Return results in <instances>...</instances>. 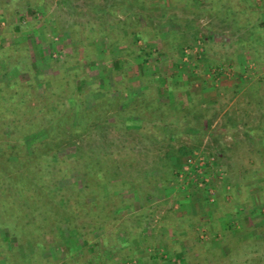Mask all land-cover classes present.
I'll list each match as a JSON object with an SVG mask.
<instances>
[{"label": "rangeland", "instance_id": "obj_1", "mask_svg": "<svg viewBox=\"0 0 264 264\" xmlns=\"http://www.w3.org/2000/svg\"><path fill=\"white\" fill-rule=\"evenodd\" d=\"M246 1L0 0V264H264Z\"/></svg>", "mask_w": 264, "mask_h": 264}, {"label": "trees", "instance_id": "obj_2", "mask_svg": "<svg viewBox=\"0 0 264 264\" xmlns=\"http://www.w3.org/2000/svg\"><path fill=\"white\" fill-rule=\"evenodd\" d=\"M242 3V2H241ZM240 2L238 3V7L240 8V9H242V11H238V9H237V12H239V14L241 15V17H240V20L242 21V23H244V24H246V22L248 23V24H250L249 26H251V27H255V30L257 31V34H259V35H264V21H258L257 19H258V17H257V14L259 13V11H256V9H255V7H252L253 5L251 4V2L250 1H246L245 2V4H243V6L245 7H242V4H241ZM243 14V15H242ZM245 44H244V46H245V51H249V53L251 52L250 50L252 49L253 50V53H251V54H253L254 55V57H255V60L257 61V63L259 62V64H261L262 62H264V52H261L260 50H259V47L260 48H262V46H260V44H259V42H257V40L256 39H253V41H250V40H248L247 42H244ZM243 44V43H242ZM254 47L256 48V49H254ZM248 48V49H247ZM251 48V49H250ZM55 93H48L46 96H45V99H49L50 98V96H53ZM74 94V93H73ZM9 99H11V97L9 98ZM1 100L2 101H6V99L2 96V95H0V102H1ZM61 100V99H60ZM60 100H59V102H60ZM51 105L52 106H54L52 103H51ZM6 108H16L17 109V107L16 106H13V105H7V107ZM1 109V108H0ZM39 110V112H41V110L40 109H38ZM2 111L0 110V113H1ZM118 119V121H119V123H121V125L123 124L124 126H126V124H125V120H126V118L125 119H123V118H117ZM182 122V121H181ZM165 123H167L166 121H165ZM166 126L163 128V129H165L164 131L166 132V134H167V136H166V138L169 140V141H172L173 139H174V136H175V138H176V131H178V130H182V129H185V128H187V127H189V126H191V125H193L192 123H190L189 121L188 122H186V123H184V124H182V125H178L176 128L177 129H174L173 127H171V123L170 124H165ZM5 126V128H9L8 130H10L11 128H15V126L13 125V124H11V123H6V124H4L2 127H4ZM199 128H198V131H199V129H200V132L202 131L201 129V125H199L198 126ZM197 130V129H196ZM50 131V130H49ZM49 132H47V134H48ZM202 133H203V131H202ZM15 134H17V132L15 133ZM59 134L58 133H56V132H53V133H49L48 134V138H50V139H56L57 138V136H58ZM20 136H22V137H19V141H20V139H23V132L20 134ZM27 136V135H26ZM160 139L161 138H159L158 136L156 137V138H154V141H156V142H159L160 141ZM21 144V146H16V147H14V148H6V146H5V144L3 145V146H1V148H0V161H4V160H6L7 158H9V157H11V156H17V158L18 159H20V160H22L23 159V157L24 156H27V155H29V156H35L36 157V151H35V147H33L30 151L32 152V153H22V152H20V150H22V145L24 146V147H27V146H25V142H24V140H23V142L22 143H20ZM169 144H171V143H169ZM170 147H171V145H169ZM171 148H173V147H171ZM172 154V156H174L175 155V151H174V149H170V152H169V154H168V158H169V156ZM171 156V157H172ZM175 157V156H174ZM38 159L39 158H41V157H37ZM42 161V162H41ZM41 161H39L40 163H38L39 164V166H38V168L41 166H45L46 165V174H49V175H51V170L48 168L53 162H55V161H57V158H56V156H52V157H50V158H46V159H44V160H41ZM44 161V162H43ZM41 164H43V165H41ZM0 171H1V167H0ZM43 171V170H42ZM41 171V172H42ZM35 172H37L36 174L38 175V176H41L40 174H38V170L36 171L35 170ZM1 173V172H0ZM43 175V174H42ZM11 180H13V177L12 178H7V180L6 181H1L0 182V184L2 183V188H1V190H0V193H2V194H5L6 196H7V198H9V197H13V195L15 196H18V197H22V196H25V195H23L22 193H16L14 190H13V187H16V191L18 190V189H24V185H14L13 184V186H12V183H10V181ZM13 181H15V180H13ZM15 182H17V181H15ZM4 183V184H3ZM37 201V200H36ZM41 201V203L43 202L42 200H40ZM40 201H39V199H38V203H40ZM15 203H18L17 201H15ZM41 203H40V205L38 204V207H37V209L39 208V206H41L42 207V205H41ZM3 211H5V210H3ZM39 213L40 214H45L46 212H47V210H45L44 208H42V209H40L39 208ZM5 225H7L6 223H5ZM5 225H3L2 227H4ZM1 226V225H0ZM74 234V233H73Z\"/></svg>", "mask_w": 264, "mask_h": 264}, {"label": "crops", "instance_id": "obj_3", "mask_svg": "<svg viewBox=\"0 0 264 264\" xmlns=\"http://www.w3.org/2000/svg\"><path fill=\"white\" fill-rule=\"evenodd\" d=\"M251 4L253 5L252 7H254V6H263V8H264V0H252V2H251ZM257 11H258V9H257ZM259 13H261V16H263V14H264V9H260V11H259ZM264 21V20H263ZM255 73V72H254ZM254 73H253V76H254ZM258 74L260 75V76H262V74H264V71L262 72V71H260V72H258ZM254 78V77H253ZM262 78H264V76L262 77ZM264 92V91H263ZM261 110L263 111V113H264V105H262V107H261ZM262 116H264V115H262ZM263 119V124H264V117H262ZM264 126V125H263ZM251 152L253 151V154L251 155V156H255V157H260L261 159H262V169H264V146H262V148H261V151H257V149L253 146V148L250 150ZM249 166V170H251V171H254V170H256L255 168H254V166L253 165H251V164H249L248 165ZM260 188V187H259Z\"/></svg>", "mask_w": 264, "mask_h": 264}]
</instances>
